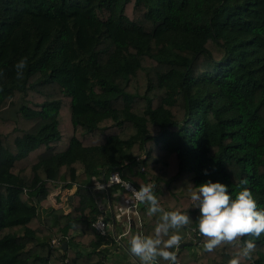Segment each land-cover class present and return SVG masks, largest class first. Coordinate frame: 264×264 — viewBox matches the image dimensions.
Instances as JSON below:
<instances>
[{
  "label": "trees",
  "instance_id": "obj_1",
  "mask_svg": "<svg viewBox=\"0 0 264 264\" xmlns=\"http://www.w3.org/2000/svg\"><path fill=\"white\" fill-rule=\"evenodd\" d=\"M117 173L187 211L178 263L228 264L191 231L190 189L246 178L264 209V0H0V264H104L96 185ZM57 189L68 211L42 213ZM255 244L242 264H264Z\"/></svg>",
  "mask_w": 264,
  "mask_h": 264
},
{
  "label": "clouds",
  "instance_id": "obj_2",
  "mask_svg": "<svg viewBox=\"0 0 264 264\" xmlns=\"http://www.w3.org/2000/svg\"><path fill=\"white\" fill-rule=\"evenodd\" d=\"M27 64L24 57L14 65L17 78L23 77ZM111 182L129 189L132 199L146 206L147 216L158 217L151 234L146 235L143 231L127 233L129 254L138 264H160L161 260L178 264L177 251L184 239L181 230L193 222L187 211L166 210L154 192V183L141 184L137 190L122 181L118 173L113 175ZM248 183L246 178L239 181L240 190L235 193V198L230 194L229 186L221 182L209 180L190 189V207L199 210L196 227L191 231L203 237V252L212 253L223 245L235 249L228 264L250 260L256 248L255 241L264 235V209L258 207L253 192L246 187ZM96 187L103 189L99 183Z\"/></svg>",
  "mask_w": 264,
  "mask_h": 264
},
{
  "label": "crops",
  "instance_id": "obj_3",
  "mask_svg": "<svg viewBox=\"0 0 264 264\" xmlns=\"http://www.w3.org/2000/svg\"><path fill=\"white\" fill-rule=\"evenodd\" d=\"M111 189L98 190V204L103 210V216L111 223L109 232L114 238V244L108 246L110 253L104 264H138V261L127 251V233L140 231L137 210L129 206L131 198L127 191L121 192L115 186ZM118 236L120 239L117 238Z\"/></svg>",
  "mask_w": 264,
  "mask_h": 264
},
{
  "label": "built area",
  "instance_id": "obj_4",
  "mask_svg": "<svg viewBox=\"0 0 264 264\" xmlns=\"http://www.w3.org/2000/svg\"><path fill=\"white\" fill-rule=\"evenodd\" d=\"M113 175H115V174H112V175L110 176V178H109V180H108L107 183H102V184H101V185H103V189H106L107 187H109V184H110V186L119 185L120 187L123 188V190L127 191V192L130 194V198H131L130 200H131V201H130V205H129V206H130L132 209L137 210V205H138V203L132 199L130 190L124 188V186H123L122 184H120V183L111 182V181H112V178H113ZM126 183H127V182H126ZM127 184L131 185L132 188H135L132 184H130V183H127ZM103 189H102V190H103ZM135 189H136V188H135ZM122 213H123V212H122ZM92 227L95 229V231H96L98 234H100V235L103 236V235H106V234L109 232V229L111 228V223H110L109 221H107V220L105 219V217L102 215V216H99V217L94 221V223L92 224ZM124 235H125V234H124ZM117 238L120 239V236H118ZM52 243L54 244V243H55V240H53ZM178 264H180V263H178Z\"/></svg>",
  "mask_w": 264,
  "mask_h": 264
},
{
  "label": "rangeland",
  "instance_id": "obj_5",
  "mask_svg": "<svg viewBox=\"0 0 264 264\" xmlns=\"http://www.w3.org/2000/svg\"><path fill=\"white\" fill-rule=\"evenodd\" d=\"M72 191L73 190H70V191L63 190V191H61L60 189H57L52 195H50L48 197L47 201L44 204V207L41 208L42 213L46 212V210H48V208H50V206L61 207L65 211H68L66 198H67V195L69 193H71ZM104 204H105V201H104ZM188 247H189V249L192 252H194L196 250V246L193 245V244L189 245Z\"/></svg>",
  "mask_w": 264,
  "mask_h": 264
},
{
  "label": "water",
  "instance_id": "obj_6",
  "mask_svg": "<svg viewBox=\"0 0 264 264\" xmlns=\"http://www.w3.org/2000/svg\"><path fill=\"white\" fill-rule=\"evenodd\" d=\"M140 167L142 168V165H140ZM189 246V245H192V243H187V244H181V246H180V248H183V247H185V246ZM66 246V242H64L63 243V247H65Z\"/></svg>",
  "mask_w": 264,
  "mask_h": 264
}]
</instances>
